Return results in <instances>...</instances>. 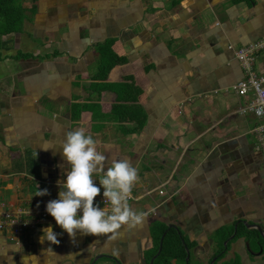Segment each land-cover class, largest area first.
<instances>
[{
  "label": "crops",
  "instance_id": "obj_1",
  "mask_svg": "<svg viewBox=\"0 0 264 264\" xmlns=\"http://www.w3.org/2000/svg\"><path fill=\"white\" fill-rule=\"evenodd\" d=\"M21 2L23 29L0 36V219L11 212L35 220L40 206L57 198L69 167L59 142L77 128L96 140L105 168L125 158L138 169L128 202L145 215L96 236H70L52 219L19 235L0 230V264H90L100 254L95 264H149L159 220L197 241V253L211 249L218 229L241 223L247 234L257 221L264 229L260 119L239 112L253 94L234 88L246 76L236 51L264 37V0ZM108 39L126 62L105 80L98 78L99 43ZM253 68L264 73V49ZM126 76L140 88L147 117L137 133L126 132L131 122L110 119L116 92L90 87ZM82 103L96 106L95 121L91 108L76 117ZM101 176L94 172V182ZM39 189L48 192L37 195ZM49 224L62 233L58 244L42 235ZM230 249L239 253L227 255L232 263L264 262L258 236H241Z\"/></svg>",
  "mask_w": 264,
  "mask_h": 264
},
{
  "label": "clouds",
  "instance_id": "obj_2",
  "mask_svg": "<svg viewBox=\"0 0 264 264\" xmlns=\"http://www.w3.org/2000/svg\"><path fill=\"white\" fill-rule=\"evenodd\" d=\"M59 146L69 167L66 177L58 181L57 198L46 203V211L57 225L70 236H75L77 231L96 236L113 233L123 224L135 226L143 221L145 213L133 209L128 202L138 180V169L128 159H114L105 168V155L97 151L96 140L83 128L69 130ZM94 172L102 173L99 184L94 182ZM47 192L39 189L37 195ZM101 193L109 202L110 210L95 201ZM43 234H46L45 240L54 244L59 243L58 236L62 235L54 231L52 224L43 228Z\"/></svg>",
  "mask_w": 264,
  "mask_h": 264
},
{
  "label": "trees",
  "instance_id": "obj_3",
  "mask_svg": "<svg viewBox=\"0 0 264 264\" xmlns=\"http://www.w3.org/2000/svg\"><path fill=\"white\" fill-rule=\"evenodd\" d=\"M27 18L26 9L23 7L21 0H0V36L19 32L23 29L24 22ZM112 39L99 43V61L98 65L100 73L98 78H107L109 70L116 64H123L126 62V57L119 56L112 49ZM106 80V79H105ZM132 77L126 76L124 81L121 82H92L90 87H100V90H113L117 94V101L114 105L113 113L110 117L112 120L129 121L132 125L126 131L129 133H137L143 130L146 123V113L144 108L139 103L140 88L134 86ZM91 108L93 113V120L95 121L98 116V109L96 106H89L88 104L76 105V117H79L83 110ZM74 115V117H75ZM242 224L237 226L235 236L228 241L227 246L230 248L233 240L245 236L250 238L255 235L259 237L261 244H264V238L259 235V230L247 231V234L240 230ZM153 239L154 247L147 255L150 260L158 251L161 237L163 236L162 250L155 258L154 264H191V256L193 248L198 245L197 241L190 240L185 236L182 229L176 226L168 228L165 222L156 221L153 224ZM235 231V230H234ZM233 230L227 228L218 229L214 234L215 248L219 247L218 251L212 254L208 263L210 264L214 256H217L214 264L220 260V254L225 249L224 241L228 239L233 233ZM254 243L255 239L253 238ZM187 248L190 250V257L186 262ZM216 250V249H215ZM230 264H239L238 262H231Z\"/></svg>",
  "mask_w": 264,
  "mask_h": 264
},
{
  "label": "built area",
  "instance_id": "obj_4",
  "mask_svg": "<svg viewBox=\"0 0 264 264\" xmlns=\"http://www.w3.org/2000/svg\"><path fill=\"white\" fill-rule=\"evenodd\" d=\"M233 48L232 45H229ZM264 49V37L248 43L240 47L236 51V56L238 60L242 63L246 76L234 85L235 91L238 95L242 97H247L249 93L253 94V98L247 102L245 105L240 106V113H253L260 119L259 124L256 126V130L260 133L262 140L264 141V73L259 75L254 70V62L256 59V54L259 50ZM163 189H160V193H163ZM102 202L101 207H105L106 210H110L109 202L103 198L102 194L99 197ZM44 202L38 213L39 217L35 220L27 219L21 215H17L11 212H6L5 216L0 219V230H11L14 234L19 235L24 232L25 229L36 227L37 224L45 219L54 218L46 211V203Z\"/></svg>",
  "mask_w": 264,
  "mask_h": 264
},
{
  "label": "rangeland",
  "instance_id": "obj_5",
  "mask_svg": "<svg viewBox=\"0 0 264 264\" xmlns=\"http://www.w3.org/2000/svg\"><path fill=\"white\" fill-rule=\"evenodd\" d=\"M185 235V234H184ZM186 236V235H185ZM212 236V235H211ZM253 237H255V235H253ZM209 246V244L207 245V247ZM210 248L208 247V252L204 253L203 249L202 251H198L197 252H194L192 251V256H191V264H202L200 261H198V254L200 255L201 258H205L206 260L203 261L204 264L207 263V259L208 258H211L212 257V254L216 253L218 251V249H220L219 247L215 248V245L214 243L210 244ZM213 248V249H212ZM224 250L221 252V254L219 255L220 256V260L217 262V264H230L231 263V258H228L227 255L229 254H235V255H238L239 253H237V249L236 250H233L231 251V249L227 246V244L224 246ZM216 249V250H215ZM251 256H253V253L251 254ZM217 258V256H214L212 261L215 262V259ZM211 261V262H212ZM186 262H187V257H186ZM260 264H264L263 263H260Z\"/></svg>",
  "mask_w": 264,
  "mask_h": 264
},
{
  "label": "water",
  "instance_id": "obj_6",
  "mask_svg": "<svg viewBox=\"0 0 264 264\" xmlns=\"http://www.w3.org/2000/svg\"><path fill=\"white\" fill-rule=\"evenodd\" d=\"M245 223H246V221H245ZM246 224H247V223H246ZM172 225H173V224H172ZM172 225H171V226H172ZM171 226H170V227H171ZM247 226H250V227H256V228L260 231L261 236L264 237V229H263V226H262V224L260 223V221H257V222H253V223L247 224ZM236 231H237V223H236V225H235V231H234V233H233L228 239H226V241L224 242L225 245L228 243V241H229L230 239H232V238L235 236ZM211 240H212V239H210V241H211ZM211 242H212V241H211ZM162 244H163V237H162L161 240H160V246H159L158 252L154 255V257H152V259L150 260L149 264H154V260H155V258L159 255V253H160L161 250H162ZM187 253H188V254H187V261H188V259H189V257H190V250H189V248H187ZM103 255H104V254L96 255V256L93 258V260L91 261L90 264H95V261H96L98 258H101ZM215 260H216V259H215ZM211 261H212V260H211ZM211 264H214V261H212Z\"/></svg>",
  "mask_w": 264,
  "mask_h": 264
},
{
  "label": "flooded vegetation",
  "instance_id": "obj_7",
  "mask_svg": "<svg viewBox=\"0 0 264 264\" xmlns=\"http://www.w3.org/2000/svg\"><path fill=\"white\" fill-rule=\"evenodd\" d=\"M237 224H238V223H237ZM235 225H236V224H235ZM210 239H212V240H211L212 243H215V242H214V235L210 236ZM225 241H226V240H225ZM225 241H224V242H225ZM227 244H228V243H227ZM224 245H225V244H224ZM195 248H196V247L193 248V251H194V252H195V250H194ZM207 260H209V259H207ZM201 263H203V261H201ZM207 263H208V261H207ZM210 264H211V262H210Z\"/></svg>",
  "mask_w": 264,
  "mask_h": 264
},
{
  "label": "bare ground",
  "instance_id": "obj_8",
  "mask_svg": "<svg viewBox=\"0 0 264 264\" xmlns=\"http://www.w3.org/2000/svg\"><path fill=\"white\" fill-rule=\"evenodd\" d=\"M39 216H40V214H39ZM47 219H52V218H45V220H47Z\"/></svg>",
  "mask_w": 264,
  "mask_h": 264
}]
</instances>
